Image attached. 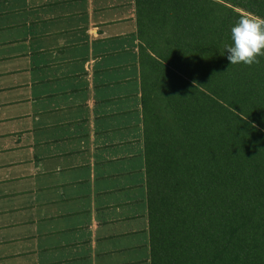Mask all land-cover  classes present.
<instances>
[{"label":"crops","instance_id":"obj_1","mask_svg":"<svg viewBox=\"0 0 264 264\" xmlns=\"http://www.w3.org/2000/svg\"><path fill=\"white\" fill-rule=\"evenodd\" d=\"M136 0H0V264H151Z\"/></svg>","mask_w":264,"mask_h":264},{"label":"trees","instance_id":"obj_2","mask_svg":"<svg viewBox=\"0 0 264 264\" xmlns=\"http://www.w3.org/2000/svg\"><path fill=\"white\" fill-rule=\"evenodd\" d=\"M151 264H264V55L223 53L264 0H136Z\"/></svg>","mask_w":264,"mask_h":264},{"label":"clouds","instance_id":"obj_3","mask_svg":"<svg viewBox=\"0 0 264 264\" xmlns=\"http://www.w3.org/2000/svg\"><path fill=\"white\" fill-rule=\"evenodd\" d=\"M230 43H225L223 53L233 64L252 65L264 55V21L240 16L230 28Z\"/></svg>","mask_w":264,"mask_h":264}]
</instances>
